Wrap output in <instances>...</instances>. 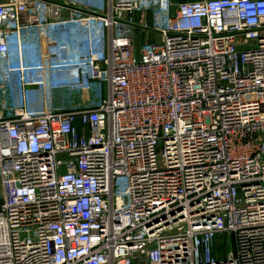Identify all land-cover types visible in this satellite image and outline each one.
Returning a JSON list of instances; mask_svg holds the SVG:
<instances>
[{
	"label": "built area",
	"instance_id": "1",
	"mask_svg": "<svg viewBox=\"0 0 264 264\" xmlns=\"http://www.w3.org/2000/svg\"><path fill=\"white\" fill-rule=\"evenodd\" d=\"M0 264H264V0H0Z\"/></svg>",
	"mask_w": 264,
	"mask_h": 264
},
{
	"label": "rangeland",
	"instance_id": "2",
	"mask_svg": "<svg viewBox=\"0 0 264 264\" xmlns=\"http://www.w3.org/2000/svg\"><path fill=\"white\" fill-rule=\"evenodd\" d=\"M194 1H199V0H173V2L175 3V4H177V3H180V2H194ZM143 36L142 35H138L137 37H136V54L138 53V49H139V47L141 46V44L143 43V38H142ZM221 255H222V257H223V253H224V246L221 248Z\"/></svg>",
	"mask_w": 264,
	"mask_h": 264
}]
</instances>
